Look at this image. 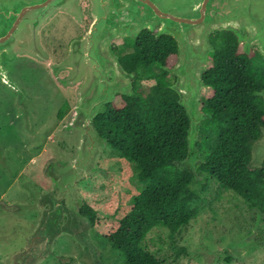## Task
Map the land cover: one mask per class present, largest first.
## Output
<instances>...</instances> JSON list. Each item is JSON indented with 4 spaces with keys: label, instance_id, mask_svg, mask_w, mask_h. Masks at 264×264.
<instances>
[{
    "label": "rangeland",
    "instance_id": "rangeland-1",
    "mask_svg": "<svg viewBox=\"0 0 264 264\" xmlns=\"http://www.w3.org/2000/svg\"><path fill=\"white\" fill-rule=\"evenodd\" d=\"M79 5L80 16L59 11L45 24L42 57L29 53L2 56L8 83L23 87L16 91L6 84L9 90L0 86V264H122L105 235L130 211L133 196L145 183L138 178L137 165L123 159L108 142L97 169L76 182L79 207L91 204L100 224L93 227L83 215L76 217L65 204L66 198L63 215L52 213L56 203L52 198L59 194L60 186L49 171L70 164L80 138V131L70 127V122L81 108L83 79L72 81L71 70L63 65L72 41L84 35L92 20L89 0H79ZM84 9L88 18L85 29ZM236 32L247 50V34ZM123 43V37L112 41L117 58ZM255 48L258 50L252 46L247 51ZM208 61L209 57L205 67ZM162 72L158 65L142 70L143 82L147 84L150 75ZM112 78L109 73L108 79ZM207 93L206 87L201 103ZM4 103L9 107L5 109ZM205 119L198 125L196 156H188L184 164L196 172L191 187L200 194L194 204L197 216L175 236L165 228L150 231L142 245L164 264H264V216L223 189L216 179L197 171L203 159L197 142L204 137L200 128ZM51 219L59 222L62 230L52 235V244L43 251L34 237Z\"/></svg>",
    "mask_w": 264,
    "mask_h": 264
},
{
    "label": "trees",
    "instance_id": "trees-1",
    "mask_svg": "<svg viewBox=\"0 0 264 264\" xmlns=\"http://www.w3.org/2000/svg\"><path fill=\"white\" fill-rule=\"evenodd\" d=\"M242 41L228 28L210 35L213 51L203 73L208 93L200 105L206 115L200 128L204 137L197 142L203 159L197 171L264 216V167L249 166L251 145L264 126V98L254 94L264 88V57L256 48L248 52ZM117 53L121 69L133 77L134 96L118 94L94 122L108 144L137 165L145 186L105 238L122 264H164L143 241L157 228L178 234L196 218L194 204L200 199L191 187L196 172L184 165L190 120L174 88L177 77L166 70L177 61L178 45L172 36H156L146 28L136 38H124ZM155 65L164 72L150 75L144 83L141 71ZM81 214L93 227L100 224L91 204L86 203Z\"/></svg>",
    "mask_w": 264,
    "mask_h": 264
},
{
    "label": "water",
    "instance_id": "water-1",
    "mask_svg": "<svg viewBox=\"0 0 264 264\" xmlns=\"http://www.w3.org/2000/svg\"><path fill=\"white\" fill-rule=\"evenodd\" d=\"M90 25L80 39L70 45L63 62L71 70L72 81L83 79L81 108L73 114L70 127L80 131L78 152L64 168L52 167L50 176L60 186L52 198L53 214L61 217L64 202L70 212L81 214L76 182L97 169L99 156L107 143L95 125L101 108L118 94L134 96L130 76L120 70L111 44L116 38H136L143 29L156 36H172L178 45L177 62L167 68L177 77L174 88L180 94L189 120V157L195 154L198 125L206 118L201 112V95L206 83L203 73L213 46L210 35L219 29L247 34L246 48L256 46L264 57V0H89ZM81 15L79 0H0V78L7 80L2 66L3 53L13 58L29 53L42 57L40 29L57 12ZM109 73L113 74L108 79ZM264 98V88L255 90ZM251 145V168L264 167V126ZM60 199V202H59ZM80 208V209H79ZM77 210V211H76ZM49 246V245H48Z\"/></svg>",
    "mask_w": 264,
    "mask_h": 264
},
{
    "label": "flooded vegetation",
    "instance_id": "flooded-vegetation-1",
    "mask_svg": "<svg viewBox=\"0 0 264 264\" xmlns=\"http://www.w3.org/2000/svg\"><path fill=\"white\" fill-rule=\"evenodd\" d=\"M84 14H85V17H84V25L82 26L83 27V29H85L86 28V26H87V19H86V17H87V12L85 11V9H84ZM69 15V14H68ZM64 16V15H63ZM71 16V15H70ZM70 16H68V17H70ZM64 17H67V16H64ZM72 18H73V16H71ZM74 19V18H73ZM75 20V19H74ZM76 21V20H75ZM78 22V21H77ZM46 26L47 25H44L41 29H40V39H41V43H42V41H43V37H41V34L43 35L45 32H46ZM83 36V34L81 35V37ZM80 37V36H79ZM45 42V41H44ZM4 56H6V54H4ZM4 83V84H3ZM8 85L10 88H13V89H15L16 91L19 89V87L18 86H22L23 87V85L22 84H20V85H17L16 84V82H15V84L13 83V82H11V83H8V81L7 80H5V79H1L0 78V86H2L4 89H6V90H9L10 88L9 87H7L6 85ZM15 85V86H14ZM7 87V88H6ZM18 87V88H17ZM19 91H21L20 89H19ZM20 96L22 97L23 96V93L21 92V94H20ZM3 105H5V109L6 108H8L9 106H7L6 105V103H4ZM62 114H60V116H61ZM87 219V218H86ZM59 222H56V221H53L52 219L49 221V225L48 226H46V228L44 229L43 227H41V230L37 233V235H35V239H36V241L38 242L37 244H39L40 246H42L43 248V251H45L46 249H47V246H48V243H50V245L52 244V235H54L55 234V232H58V231H60V230H62V226H59V224H58ZM90 225H91V223H90ZM45 230H47L46 232H47V238L45 239L44 238V231ZM49 250V249H48Z\"/></svg>",
    "mask_w": 264,
    "mask_h": 264
}]
</instances>
